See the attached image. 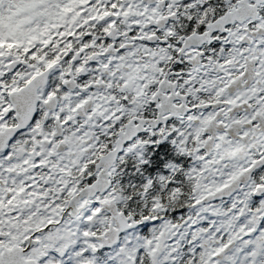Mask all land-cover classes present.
<instances>
[{
    "label": "snow or ice",
    "instance_id": "1",
    "mask_svg": "<svg viewBox=\"0 0 264 264\" xmlns=\"http://www.w3.org/2000/svg\"><path fill=\"white\" fill-rule=\"evenodd\" d=\"M0 264H264V0H0Z\"/></svg>",
    "mask_w": 264,
    "mask_h": 264
}]
</instances>
